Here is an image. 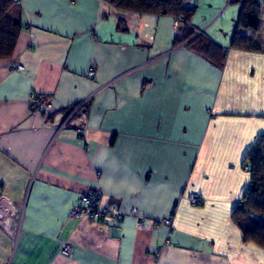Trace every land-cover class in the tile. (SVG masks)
Instances as JSON below:
<instances>
[{
	"label": "crops",
	"instance_id": "crops-1",
	"mask_svg": "<svg viewBox=\"0 0 264 264\" xmlns=\"http://www.w3.org/2000/svg\"><path fill=\"white\" fill-rule=\"evenodd\" d=\"M12 1L23 29L0 60V194L12 206L0 264H264L231 220L250 184L245 157L264 135V5L260 28L238 32L260 48L246 51L230 48L233 0H183L196 8V36L178 46L186 26L172 17L101 0ZM222 11L235 23L210 33ZM197 36L222 48V67L187 47ZM33 94L50 104L46 115L30 112ZM94 189L121 223L71 218ZM166 219L174 232L165 244L166 229L150 222Z\"/></svg>",
	"mask_w": 264,
	"mask_h": 264
},
{
	"label": "trees",
	"instance_id": "trees-1",
	"mask_svg": "<svg viewBox=\"0 0 264 264\" xmlns=\"http://www.w3.org/2000/svg\"><path fill=\"white\" fill-rule=\"evenodd\" d=\"M115 10L144 14L162 15L182 20L185 36L177 41L183 44L196 33L188 27L195 16L196 8L185 7L183 0H101ZM240 5L237 23L230 41V48L260 51L253 40L239 37L240 30L257 31L261 26L260 6L264 1L233 0ZM23 29L21 10L12 0H0V60L9 59ZM187 47L208 62L222 67L223 50L204 36H197ZM250 172V184L232 212L231 220L241 232L244 242H250L264 250V135L257 138L244 160Z\"/></svg>",
	"mask_w": 264,
	"mask_h": 264
},
{
	"label": "built area",
	"instance_id": "built-area-1",
	"mask_svg": "<svg viewBox=\"0 0 264 264\" xmlns=\"http://www.w3.org/2000/svg\"><path fill=\"white\" fill-rule=\"evenodd\" d=\"M17 5V3H15ZM183 22L179 18H173L172 19V26L176 28L179 25H182ZM16 71L22 72L23 68L20 66H17L15 68ZM93 70L90 69L87 73V76L91 77L93 75ZM88 104V101L81 102L77 106H75L71 110V116H73L76 112L85 109ZM29 110L32 114H43L46 115L50 110L51 106L48 102H45L43 98L37 95H31L29 100ZM65 124V123H64ZM61 126L59 130L64 128ZM188 203L191 206H197L199 205V199L197 196H188L187 198ZM101 204V192L98 189L91 190L85 194H83L76 205V207L71 212V218L77 221H83V220H91L96 223H101L106 225L107 227H112L114 225H117L122 222L125 215L120 213L117 208H108V207H102L100 208ZM11 204L9 200L0 194V223L4 222L11 211ZM129 217H132L136 220V226L139 229L144 228L145 225V219L142 218L137 214V212L132 209L128 213ZM151 226L156 228L158 226H162L164 229H166V238L164 243H168V237L171 236L174 232L172 220L166 219L162 222H150ZM60 253L63 256H69L70 255V248L67 244H62Z\"/></svg>",
	"mask_w": 264,
	"mask_h": 264
},
{
	"label": "rangeland",
	"instance_id": "rangeland-1",
	"mask_svg": "<svg viewBox=\"0 0 264 264\" xmlns=\"http://www.w3.org/2000/svg\"><path fill=\"white\" fill-rule=\"evenodd\" d=\"M187 1L188 0H184V4L187 3ZM201 1L202 0H195V5L197 2L200 3ZM215 5L216 4H213V2L211 4H209V7H207L206 4H204V3L201 4V8H200L201 11L199 9L197 11V13L199 11L201 13L198 14L196 23L203 25L202 23H205V21H207L209 19V16L212 14V11H214ZM233 6H235L237 8V10H239V8H240V5L237 3L236 4L234 3ZM222 14H224V11L221 12L220 17H219L220 18L219 22L212 27V29L210 30V33H213L215 35L218 34L219 33L218 29L223 22L225 23L226 28L229 27V25H231V27H232V25L235 23V22L233 23L234 19L231 18V16H230V11L226 12L224 15H222ZM194 17H196V16H194ZM230 22H231V24H229ZM194 25H196L195 21H194ZM179 32H180V30H179ZM221 33H223V31H221ZM178 35H179V33H178Z\"/></svg>",
	"mask_w": 264,
	"mask_h": 264
},
{
	"label": "clouds",
	"instance_id": "clouds-1",
	"mask_svg": "<svg viewBox=\"0 0 264 264\" xmlns=\"http://www.w3.org/2000/svg\"><path fill=\"white\" fill-rule=\"evenodd\" d=\"M109 182H111V181H109Z\"/></svg>",
	"mask_w": 264,
	"mask_h": 264
}]
</instances>
